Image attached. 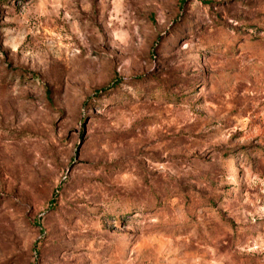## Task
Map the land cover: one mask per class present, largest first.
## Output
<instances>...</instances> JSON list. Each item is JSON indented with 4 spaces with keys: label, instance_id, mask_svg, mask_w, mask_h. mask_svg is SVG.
Instances as JSON below:
<instances>
[{
    "label": "rangeland",
    "instance_id": "rangeland-1",
    "mask_svg": "<svg viewBox=\"0 0 264 264\" xmlns=\"http://www.w3.org/2000/svg\"><path fill=\"white\" fill-rule=\"evenodd\" d=\"M0 264H264V0H0Z\"/></svg>",
    "mask_w": 264,
    "mask_h": 264
}]
</instances>
